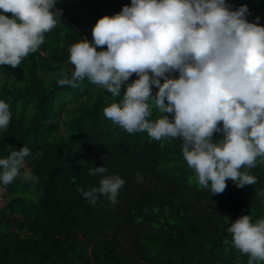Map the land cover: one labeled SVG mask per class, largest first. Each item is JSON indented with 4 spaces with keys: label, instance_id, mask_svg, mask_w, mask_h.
Returning a JSON list of instances; mask_svg holds the SVG:
<instances>
[{
    "label": "trees",
    "instance_id": "trees-1",
    "mask_svg": "<svg viewBox=\"0 0 264 264\" xmlns=\"http://www.w3.org/2000/svg\"><path fill=\"white\" fill-rule=\"evenodd\" d=\"M227 3L233 9L246 4L247 20L259 17L264 26V0ZM125 5L131 0H57L52 10L62 15L38 50L15 69L0 65V100L12 114L8 128L0 129V158L23 146L30 150L20 175L8 185L0 182L6 194L0 264H264L241 253L228 232L243 215L254 224L264 219V158L247 169L254 185L238 188L229 179L223 193L212 195L210 184L199 185L187 165L181 139L129 134L104 116L105 107L122 101L123 87L113 97L87 77L77 87L58 85L74 71L70 46L93 42L98 19ZM0 15L12 18L3 10ZM102 50L106 46L97 48ZM135 79L133 74L124 87ZM157 91L153 86V97ZM149 105V121L173 118L154 101ZM221 138L214 134V141ZM102 166L107 172L89 175ZM26 171L37 181L25 180ZM116 175L125 184L115 203L97 194L92 204L78 191L99 188L102 178Z\"/></svg>",
    "mask_w": 264,
    "mask_h": 264
},
{
    "label": "clouds",
    "instance_id": "clouds-1",
    "mask_svg": "<svg viewBox=\"0 0 264 264\" xmlns=\"http://www.w3.org/2000/svg\"><path fill=\"white\" fill-rule=\"evenodd\" d=\"M56 3L0 0V10L12 14L0 15V65L15 69L38 50L62 15L52 10ZM247 15L246 4L233 9L227 0H131L120 13L98 19L93 42L83 39L70 46L74 71L71 79L57 83L77 87L87 77L113 97L123 87L122 101L105 107L104 116L129 134L146 131L156 141L181 139L187 165L199 185L210 184L212 195L223 193L229 179L238 188L254 185L256 177L247 169L264 158V26L259 17L249 22ZM133 74L137 79L124 87ZM150 100L173 118L149 121ZM11 119L9 105L0 100V129L6 130ZM217 133L222 138L214 141ZM29 154L23 146L0 158V182L12 183ZM105 172V166L89 169V175ZM24 179L38 178L26 171ZM124 184L116 175L102 178L99 188L78 191L92 204L97 194L115 203ZM228 232L241 253L264 260V219L254 224L243 215Z\"/></svg>",
    "mask_w": 264,
    "mask_h": 264
},
{
    "label": "rangeland",
    "instance_id": "rangeland-1",
    "mask_svg": "<svg viewBox=\"0 0 264 264\" xmlns=\"http://www.w3.org/2000/svg\"><path fill=\"white\" fill-rule=\"evenodd\" d=\"M5 201H6V194L3 192V190H0V207L3 205Z\"/></svg>",
    "mask_w": 264,
    "mask_h": 264
}]
</instances>
